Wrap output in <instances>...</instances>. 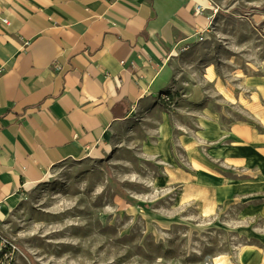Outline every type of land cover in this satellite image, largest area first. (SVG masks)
<instances>
[{"label":"rangeland","instance_id":"374dc122","mask_svg":"<svg viewBox=\"0 0 264 264\" xmlns=\"http://www.w3.org/2000/svg\"><path fill=\"white\" fill-rule=\"evenodd\" d=\"M210 5L100 153L17 194L0 264H264V0Z\"/></svg>","mask_w":264,"mask_h":264},{"label":"crops","instance_id":"0c3cea01","mask_svg":"<svg viewBox=\"0 0 264 264\" xmlns=\"http://www.w3.org/2000/svg\"><path fill=\"white\" fill-rule=\"evenodd\" d=\"M210 8L0 0V221L51 168L101 152L111 128L160 91L167 63L200 40Z\"/></svg>","mask_w":264,"mask_h":264},{"label":"built area","instance_id":"2783aa9c","mask_svg":"<svg viewBox=\"0 0 264 264\" xmlns=\"http://www.w3.org/2000/svg\"><path fill=\"white\" fill-rule=\"evenodd\" d=\"M197 11L199 12V11H200V9H199V8H197ZM51 66H52V67H54L55 69H58V68H57L58 66H57V64H56V63H52V64H51Z\"/></svg>","mask_w":264,"mask_h":264},{"label":"bare ground","instance_id":"6f19581e","mask_svg":"<svg viewBox=\"0 0 264 264\" xmlns=\"http://www.w3.org/2000/svg\"><path fill=\"white\" fill-rule=\"evenodd\" d=\"M49 176H50V173L47 172V173L45 174V177H49Z\"/></svg>","mask_w":264,"mask_h":264}]
</instances>
